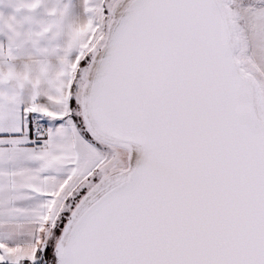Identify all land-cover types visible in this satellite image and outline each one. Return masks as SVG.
I'll use <instances>...</instances> for the list:
<instances>
[{
	"label": "snow or ice",
	"instance_id": "snow-or-ice-1",
	"mask_svg": "<svg viewBox=\"0 0 264 264\" xmlns=\"http://www.w3.org/2000/svg\"><path fill=\"white\" fill-rule=\"evenodd\" d=\"M85 4L0 88V264H264V0Z\"/></svg>",
	"mask_w": 264,
	"mask_h": 264
},
{
	"label": "clouds",
	"instance_id": "clouds-1",
	"mask_svg": "<svg viewBox=\"0 0 264 264\" xmlns=\"http://www.w3.org/2000/svg\"><path fill=\"white\" fill-rule=\"evenodd\" d=\"M15 12L24 11L23 20H17L15 14L6 13L0 8V32L8 33L9 43L0 44V58L6 65L0 66V85L8 89L18 83H24V88L32 86L34 82L40 91L48 92L47 79L55 73L47 62L52 55H66L73 39H79V31L86 23L87 18L76 17L69 19L68 4L63 0H6ZM43 10V15L37 18V11ZM30 26L25 29L24 23ZM63 34L62 43H54L58 36ZM35 48L36 53L45 57L44 61L36 58L29 49ZM22 56H27L23 67L15 63Z\"/></svg>",
	"mask_w": 264,
	"mask_h": 264
},
{
	"label": "crops",
	"instance_id": "crops-1",
	"mask_svg": "<svg viewBox=\"0 0 264 264\" xmlns=\"http://www.w3.org/2000/svg\"><path fill=\"white\" fill-rule=\"evenodd\" d=\"M63 3L68 4V13L69 19H74L76 17L86 16L88 13L86 12V4L85 0H63ZM0 8H2L6 13H13L15 14L17 20H23L24 11L21 12H15V9L6 2V0H0ZM43 10L37 11V18H39L40 15H43ZM30 26L28 22L24 23V28L27 29ZM65 37L63 34L58 36L54 43H62ZM9 43L8 33L6 31L0 32V44L7 45ZM29 51L33 52L37 59L44 61L45 57L40 56L38 53H36L35 48L29 49ZM27 62V56H22L19 60H17L15 63L18 67H23L24 64ZM47 62L49 63V67L53 71H57L60 68V61H59V55H52L47 57ZM6 65V62L3 60V58H0V66ZM7 86L0 85V88H5ZM32 87L31 85H28L22 90V96L26 99L31 95Z\"/></svg>",
	"mask_w": 264,
	"mask_h": 264
},
{
	"label": "rangeland",
	"instance_id": "rangeland-1",
	"mask_svg": "<svg viewBox=\"0 0 264 264\" xmlns=\"http://www.w3.org/2000/svg\"><path fill=\"white\" fill-rule=\"evenodd\" d=\"M81 18H87V15L86 16H81Z\"/></svg>",
	"mask_w": 264,
	"mask_h": 264
}]
</instances>
